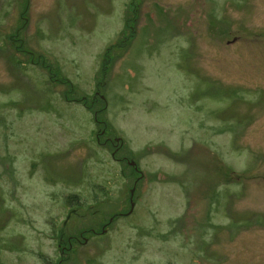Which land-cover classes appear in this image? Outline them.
I'll return each instance as SVG.
<instances>
[{
    "label": "rangeland",
    "instance_id": "rangeland-1",
    "mask_svg": "<svg viewBox=\"0 0 264 264\" xmlns=\"http://www.w3.org/2000/svg\"><path fill=\"white\" fill-rule=\"evenodd\" d=\"M0 264H264V0H0Z\"/></svg>",
    "mask_w": 264,
    "mask_h": 264
},
{
    "label": "flooded vegetation",
    "instance_id": "flooded-vegetation-1",
    "mask_svg": "<svg viewBox=\"0 0 264 264\" xmlns=\"http://www.w3.org/2000/svg\"><path fill=\"white\" fill-rule=\"evenodd\" d=\"M70 217V216H69ZM130 216L128 215H121V218L125 219V218H129ZM69 220V218H68ZM109 228L110 226H107L106 228H104L101 232H95L93 234V239H103V237H106L109 234ZM88 244V243H87Z\"/></svg>",
    "mask_w": 264,
    "mask_h": 264
},
{
    "label": "trees",
    "instance_id": "trees-1",
    "mask_svg": "<svg viewBox=\"0 0 264 264\" xmlns=\"http://www.w3.org/2000/svg\"><path fill=\"white\" fill-rule=\"evenodd\" d=\"M73 201H75V197H71L70 199H69V203H73ZM76 202V201H75Z\"/></svg>",
    "mask_w": 264,
    "mask_h": 264
}]
</instances>
